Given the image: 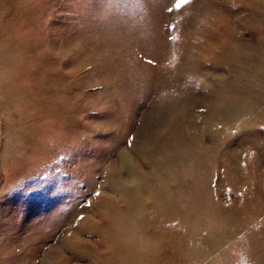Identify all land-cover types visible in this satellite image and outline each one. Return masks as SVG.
Masks as SVG:
<instances>
[{
    "label": "rangeland",
    "instance_id": "1",
    "mask_svg": "<svg viewBox=\"0 0 264 264\" xmlns=\"http://www.w3.org/2000/svg\"><path fill=\"white\" fill-rule=\"evenodd\" d=\"M181 3L0 0V264H264V0Z\"/></svg>",
    "mask_w": 264,
    "mask_h": 264
},
{
    "label": "clouds",
    "instance_id": "2",
    "mask_svg": "<svg viewBox=\"0 0 264 264\" xmlns=\"http://www.w3.org/2000/svg\"><path fill=\"white\" fill-rule=\"evenodd\" d=\"M189 83H190L192 86H194V87L196 88L197 91L200 90V84H201L202 82L197 81V80H195L194 78L190 77V78H189Z\"/></svg>",
    "mask_w": 264,
    "mask_h": 264
},
{
    "label": "snow or ice",
    "instance_id": "3",
    "mask_svg": "<svg viewBox=\"0 0 264 264\" xmlns=\"http://www.w3.org/2000/svg\"><path fill=\"white\" fill-rule=\"evenodd\" d=\"M177 4H178V6H183L181 3V0H177Z\"/></svg>",
    "mask_w": 264,
    "mask_h": 264
}]
</instances>
